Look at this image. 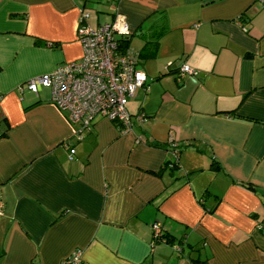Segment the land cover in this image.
I'll return each mask as SVG.
<instances>
[{
  "label": "crops",
  "instance_id": "0c3cea01",
  "mask_svg": "<svg viewBox=\"0 0 264 264\" xmlns=\"http://www.w3.org/2000/svg\"><path fill=\"white\" fill-rule=\"evenodd\" d=\"M80 9L90 27L120 16L151 50L148 89L125 105L146 119L128 132L95 118L75 140L46 88L16 90L81 57ZM259 220L264 0H0V264H264Z\"/></svg>",
  "mask_w": 264,
  "mask_h": 264
},
{
  "label": "built area",
  "instance_id": "2783aa9c",
  "mask_svg": "<svg viewBox=\"0 0 264 264\" xmlns=\"http://www.w3.org/2000/svg\"><path fill=\"white\" fill-rule=\"evenodd\" d=\"M86 18L87 13L80 9L76 29L82 50L80 58L59 64L50 72L36 75L16 87L18 93L27 90L35 94L41 87L48 88L51 103L63 110L75 126V140H81L82 132L89 129L95 118L114 122L120 133L130 131L134 123H141L145 118L142 112L130 114L126 102L137 88L148 89L146 76L133 53L121 49L118 39L129 35V31L120 16L96 27H90ZM191 73L193 71L185 64L177 69L178 78ZM169 142L173 146V142ZM73 153L74 148L69 147V159ZM171 153L173 162L177 153L175 149ZM159 233V225L153 223V237ZM64 262L78 264L80 252L71 253Z\"/></svg>",
  "mask_w": 264,
  "mask_h": 264
},
{
  "label": "trees",
  "instance_id": "16d2710c",
  "mask_svg": "<svg viewBox=\"0 0 264 264\" xmlns=\"http://www.w3.org/2000/svg\"><path fill=\"white\" fill-rule=\"evenodd\" d=\"M129 39H130V34L129 35H122V36H120L119 37V39H118V41H119V43H120V46H121V49L122 50H124V51H128L129 53H133V55L135 56V58H136V62H137V65H138V62H139V59H140V57L141 58H144V56H147L146 55V52H148V51H151L150 50V48H145L146 47V44H148V43H144L143 45H142V47L140 48V50H132V49H130V46H129ZM155 43H156V41H154ZM139 66V65H138ZM139 112H141V111H139ZM143 113V112H142ZM131 114V113H130ZM134 114V113H133ZM144 114V113H143ZM144 118L146 119V115L144 114ZM145 119L142 121V122H144L145 121ZM141 122V123H142ZM139 124V123H138ZM134 125V124H133ZM133 127V126H132ZM168 143V145L170 146V147H172V148H174L175 150H176V153H177V144L176 143H173V146H171V144H170V142L168 141L167 142ZM171 162V164H170V166H168V164ZM212 165H211V167H214V163H211ZM176 161L174 160L173 162H172V160H169V161H166L165 163H164V166H165V168H168L169 170H173L175 167H176ZM244 185H245V187H247V188H250V189H252V190H254V187L253 186H251V185H249V184H247V183H244ZM206 192V191H205ZM206 194V193H205ZM205 194H203L202 196V198H203V200L205 201L207 198H209V197H207ZM205 195V196H204ZM216 201V200H215ZM211 209V208H210ZM208 210V209H207ZM258 223H259V226H258V229H259V231H260V233L264 236V221L263 220H259L258 221ZM159 227H160V233H159V235L157 236V237H153V238H156V241H163V242H166L167 244H169V245H178L179 243H181L182 242V238L181 237H176L175 235H173L172 233H170V232H166V230L165 229H161V225L159 224ZM163 228V227H162ZM71 256V254H69L67 257H65L64 259H63V263L65 264V262H64V260L65 259H67V258H69ZM191 260L193 261V262H196L197 260L196 259H193V258H191Z\"/></svg>",
  "mask_w": 264,
  "mask_h": 264
},
{
  "label": "rangeland",
  "instance_id": "374dc122",
  "mask_svg": "<svg viewBox=\"0 0 264 264\" xmlns=\"http://www.w3.org/2000/svg\"><path fill=\"white\" fill-rule=\"evenodd\" d=\"M139 42L140 41L137 37H135V36L131 37V40L129 42L130 49L134 50V48H132V47H135V45H137ZM46 89L49 92L48 88H46ZM184 251H185V254L190 255L192 258L199 257L201 259V255L203 254L201 246L196 248V250L195 249L189 250V249L185 248Z\"/></svg>",
  "mask_w": 264,
  "mask_h": 264
}]
</instances>
